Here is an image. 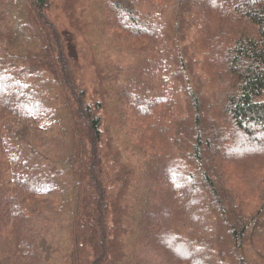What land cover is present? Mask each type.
Instances as JSON below:
<instances>
[{"label": "trees", "instance_id": "trees-1", "mask_svg": "<svg viewBox=\"0 0 264 264\" xmlns=\"http://www.w3.org/2000/svg\"><path fill=\"white\" fill-rule=\"evenodd\" d=\"M0 264H264V0H0Z\"/></svg>", "mask_w": 264, "mask_h": 264}, {"label": "rangeland", "instance_id": "rangeland-1", "mask_svg": "<svg viewBox=\"0 0 264 264\" xmlns=\"http://www.w3.org/2000/svg\"><path fill=\"white\" fill-rule=\"evenodd\" d=\"M148 191V194L150 195V194H153L154 192H155V190H154V188H149V190H147ZM150 201H154V196L152 195V196H150Z\"/></svg>", "mask_w": 264, "mask_h": 264}]
</instances>
